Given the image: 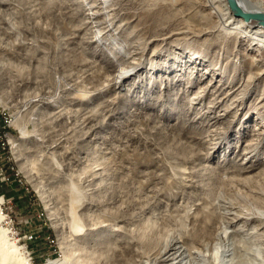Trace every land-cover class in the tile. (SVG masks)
<instances>
[{"label":"rangeland","instance_id":"obj_1","mask_svg":"<svg viewBox=\"0 0 264 264\" xmlns=\"http://www.w3.org/2000/svg\"><path fill=\"white\" fill-rule=\"evenodd\" d=\"M79 1L0 0V114L9 124H0V148L5 142L0 197L18 243L33 264L62 260L60 241L77 264H162L155 260L158 253L172 236L186 235L192 226L189 211L197 209L207 213L212 233L204 247L176 237L181 239L172 246L177 264H214L215 249L236 263L255 247V235L264 242V220L258 214L264 199L262 206L256 199L264 198L258 192L264 186V77L238 96L244 95L241 104L234 98L229 107V97L209 107L214 90L201 101L194 97L211 79V72L200 79L210 62L198 65L188 56L203 52L202 46L211 50L203 54L217 62L216 83L226 78L221 71L233 60L230 67L237 65V70H227L230 87L224 90L236 88L249 72L233 63L239 60L233 45L219 57L220 46L207 47L218 32L207 38L167 37L181 24L163 20L156 27L155 14L143 12L141 0H125L119 16L131 20L126 31L147 22L145 29L135 30L138 45L126 48L141 64L122 85L106 87L116 62L93 41L102 25L88 19V5ZM111 16L116 14L109 21ZM103 29L105 39L116 35L119 40L127 33ZM187 42L196 50L186 48ZM94 88L101 92L91 93ZM234 109H239L236 115ZM19 127L27 128V138H20ZM11 143L17 144L19 159ZM246 149L252 154L245 156ZM95 172L102 174L94 178ZM122 214L126 217L118 219ZM142 232L148 237L141 238Z\"/></svg>","mask_w":264,"mask_h":264},{"label":"bare ground","instance_id":"obj_2","mask_svg":"<svg viewBox=\"0 0 264 264\" xmlns=\"http://www.w3.org/2000/svg\"><path fill=\"white\" fill-rule=\"evenodd\" d=\"M83 1L86 2V4L88 5V10H89L88 19L90 21L96 20L100 25H102V27L100 26L101 28H105L103 30H107V31L118 30V32H121V33L127 32L125 26L128 23H131V20L128 19L127 16L126 17L121 16V15L119 16V13H122V12H124L122 10H125V7H124V5H126L125 0H83ZM79 2L80 1L78 0V3ZM138 2H139V0H138ZM142 2L144 5V7L142 9L143 12L146 11L147 13L152 12L153 14H155L153 16L154 17V19H153L154 24L153 25H155V24L159 25L161 23H164L163 20L164 21L168 20L170 22L173 20V22L177 21L178 24H181L179 27H176L175 29L173 28L169 32V35H167V37H169L170 35L185 34V35H192V36L198 37V38H201L204 36L207 38V37L215 34L216 32H218L219 35H216L217 38L211 37L210 39H208L209 42H207L208 43L207 47H211V45L220 46V49H221V52L219 53V57H220V56H222V54H224V52L228 53L227 48L229 45L231 47V44H232L234 47L233 51L235 52V53L234 52L233 53L239 59L238 61L236 60L233 63H236V64L238 63L239 66L243 70L249 72V75L247 76V78L248 77L249 78L248 79L246 78V80L244 82H241V80H240V82H239L240 84L237 83L236 88L231 87L227 90H224L225 85L230 87V85H227L229 83L228 80H230V78H227L228 76L226 75L227 70L229 68H231V70H233V72H234V69L237 65L230 67V64L233 60L231 62L230 61L228 62L229 63L228 67H226V65H228V64L224 65L226 68H224V69L222 68L223 71H221V73H224V74L221 75V73H220V75H221V77H226V78L219 79L218 82L216 83L214 75L216 74L215 72L218 69V67L215 66V64H217V62L210 59L209 57H207L208 52L204 53L206 56L203 54V52L206 49L204 46H202L199 49L203 52H200V54H197V50L195 49V47H192L191 44L189 45L188 44L189 42H187L188 45H186L185 47L196 50L195 52L197 54L196 55V54L192 53L193 55H189L188 56L189 60H192L193 62L198 61L197 62L198 65H199L200 61H209L210 62V64L208 62V64H209L208 67L205 66L206 68H205L204 74L200 75V79L203 80L202 78L205 77V74L209 75L210 72L212 75L211 79L208 80V82H206L205 85H203L202 87H199V89L200 88H203V89H201L202 91L201 90L196 91V96L194 98H196V99L198 98L200 100L212 89L215 91L216 96L214 94L215 97H213V99H212L213 104L211 106H209V104H208L209 107L213 108V107H215V105H218L219 103H221L223 101H226L229 97H230V102H228V104H227L228 106H229V103H231V101L234 98L239 101L238 103L241 104V101L239 100V98H242L244 95L239 97V98H238V96L241 94H244V92L247 89L251 90L253 88V86H255L257 84V82H259L258 80H260L264 77V24H261L257 19L246 20L243 16L237 15L233 11V9L231 8V6L229 5L227 0H141V3ZM236 2H237V5L240 7V9L244 12L264 14V0H236ZM80 6H82V5H80ZM84 6H85V4H84ZM115 6L119 7V11H121V12L117 13L116 12L117 8ZM67 7H68V4H67ZM193 9H195L194 10L195 12L193 11ZM162 12H163V15H160ZM193 12L196 14V16L194 18L190 17V14ZM84 14H86V13L84 12L83 15ZM111 14H116V16H115V18L111 16L112 19L114 18V20L109 21L108 18L110 17ZM146 16H145V18H146ZM119 20L121 22L120 24H123V25L118 26L119 23L116 24V22H118ZM145 21L146 20L144 19V21H140L137 25L133 24L134 25L132 27L133 29H131L130 32L125 33V35H123V34L120 35V39H119L120 41L118 40V37L116 35H114V36L110 35L108 37V39L101 38V36H100V29L101 28H98V27L96 29L93 28V29H95L93 32V34H94L93 41L97 43L96 44L97 46L101 45L102 47L104 46V48H106L108 57L111 60H113L114 62H116L115 63L116 65H114V66H117L114 77L109 81V83L106 87H118V86L122 85L126 78H129L130 76H132V73H133L132 71L135 68H137V66H139L141 64V63L137 64L134 62V59L136 58L134 51H133L134 54L132 53V51L129 52V55L126 54V48H127V46L134 47V46L138 45V43L140 41V34H138V32H136L135 30H138V31L141 30L142 31L143 29H145V27L147 25V22H145ZM93 22H91V23H93ZM113 22H114V24H113ZM86 23H87V20H86ZM115 24H116V28L113 27V25H115ZM95 25H98V24H95ZM112 28H114V29H112ZM164 39L165 38L162 37L160 40H163V42H164L165 41ZM205 39H202V40H205ZM192 43H193V41H192ZM198 43H199V41H198ZM201 43H203V42H201ZM168 44L169 43H167L166 45H168ZM162 45H163V43H161V46ZM154 48L156 49V47H154ZM178 48H180V47H178ZM206 50H208V49H206ZM208 51H211V50H208ZM158 52H159V50L156 51V53H153L152 55H157ZM216 52L217 51H215V53ZM219 60H221V58ZM230 60H231V58H230ZM152 63H154V62H152ZM203 65H204V63H203ZM142 67L145 68V66H142ZM240 67H239V69H240ZM152 68H154V67H152ZM197 69H200V68L197 67ZM235 70H237V69H235ZM151 71H152V69H151ZM170 79H172V78H170ZM234 80H236V79H234ZM193 85H194V83H191L190 87ZM99 92H101V90H99V88H94L91 93L97 94ZM258 98H256V99H258ZM42 101H43V99H42ZM198 102L199 101H197V104H198ZM256 102H258V101H256ZM237 105L238 104L236 103V108H237ZM229 107H228V109H229ZM238 107H239V105H238ZM226 108H224V109H226ZM231 108H232V105H231ZM234 110H236V109H234ZM238 110H236L235 115L237 114ZM226 111H228V110L226 109ZM229 112H230V110H229ZM216 116H218V115H216ZM227 117H229V116H227ZM226 119H228V118H226ZM12 121H14V118L12 119ZM255 127H256V125H255ZM257 129H259V128H257ZM19 130H20L19 136L21 139L27 138L29 136V131H27L26 127L25 128L19 127ZM255 135H256V133H255ZM258 135H260V134H258ZM261 143H262V141H261ZM11 145H12V149H13V153H14L15 157L17 159H19L20 154L16 153V151L18 150L17 144L11 143ZM249 148H251V147H249ZM244 154H245V156H248V154H252V151L250 149H246V151L244 150ZM243 163H244V161H243ZM247 167H251V166L249 165ZM245 170H248V169L246 167H243V171H245ZM258 173L256 175H258V178H259L260 174H258ZM101 174H102V172H95L93 174V176H94V178H96V177L100 176ZM256 175H255V177H256ZM250 176L254 177V175H251V173H250ZM245 178L246 177H244L243 181H248L247 180L248 175H247V179H245ZM231 179H234V178H231ZM238 179L240 180L241 176H240V178L238 176ZM260 179H262L261 176H260ZM251 180H253V179H251ZM263 180H264V177H263ZM261 187H264V186H261ZM261 187H259L260 191H258V192H261V194L264 195V190ZM260 197L258 195L256 197V199L261 203V206H262L264 198L263 197L260 198ZM46 204H47V202H46ZM2 205H3V199L0 197V264H33L32 262H30L31 259L29 260L28 255L25 252L24 247L18 243L19 239L15 236L16 233L13 231V229L10 226H8V224H9L8 223V217L3 212ZM189 212L191 213L190 218H191V223H192L190 230L185 232L186 235L178 234L175 237L172 236V239H174V240H172L171 242H168L167 244L165 243L166 245L163 247L162 250H160V252L158 253V256H157V258H155V260L158 259V261L161 262L162 264H177L178 263V261L177 262L175 261L176 255H175V251H173L174 248L172 247L176 243V241L179 240V239H176V237H178V238L187 237V238L191 239L193 243H195L199 246H202V247L205 246L206 240L209 238V236L212 233V225L209 223V219L206 217L207 213L198 212L197 209L194 212H192V210ZM248 214L249 213H247V215ZM258 214H259V216L261 215L260 216L261 219L264 220V210L259 211ZM53 215L54 214L51 212L52 219L54 218ZM236 215H238V213L235 214V216ZM118 216L119 215H117L116 217H118ZM119 217H118V219H122V218H125L126 216L124 214H122ZM238 217H240V215ZM126 219H128V218H126ZM140 220H142V219H140ZM136 221H137V219H136ZM148 221L151 222L149 219L148 220L144 219L143 222H145V224H146ZM154 221L152 222V224H153L152 228L153 229L155 228L157 230L156 233H157V237H158L159 236L158 229L160 227H159V225H157L158 222L157 221L154 222ZM231 222H233V221H231ZM181 224L183 226L182 222H181ZM145 228H150V226L148 225ZM181 229L182 228L180 227V230ZM132 231L133 230H131L129 228H123L122 233L124 232V234H128V236H129L130 234L132 235V233H133ZM138 231H140V228ZM255 236H256L255 247H252L251 251L245 250L242 254H240L239 260L236 263L235 262H228V261L224 260L222 257L223 252H220L218 249H215L211 255L214 264H264V246L262 245L264 242L261 243L262 242L260 239L261 237L259 238L257 235H255ZM140 237L141 238L142 237H148V234H146L145 232H142V234H140ZM155 237H156V234L147 238V239H151V238L153 239ZM185 242H183V243H185ZM59 243H60L62 252L65 256H64V258H62V260L52 261V264H77V261L72 260L69 256V254L67 253V251L65 250L66 248L64 246L63 241H60ZM121 253L123 254L122 250H121Z\"/></svg>","mask_w":264,"mask_h":264},{"label":"water","instance_id":"obj_3","mask_svg":"<svg viewBox=\"0 0 264 264\" xmlns=\"http://www.w3.org/2000/svg\"><path fill=\"white\" fill-rule=\"evenodd\" d=\"M233 11L237 15L243 16L246 20L257 19L261 24H264V14L261 13H247L240 9L236 0H227Z\"/></svg>","mask_w":264,"mask_h":264},{"label":"built area","instance_id":"obj_4","mask_svg":"<svg viewBox=\"0 0 264 264\" xmlns=\"http://www.w3.org/2000/svg\"><path fill=\"white\" fill-rule=\"evenodd\" d=\"M7 118L5 117V116H2L1 114H0V124H2V128L4 127V125H9V124H7L8 122H7V120H6ZM3 121L5 122V124H3ZM3 135L4 136H6V133L5 132H3ZM7 139H6V143H7ZM9 143V142H8ZM1 148H4V145H5V142L3 141L2 143H1ZM0 175H1V168H0ZM0 179H5L4 178V176H2V177H0ZM8 179V178H7ZM29 237H31V236H29Z\"/></svg>","mask_w":264,"mask_h":264},{"label":"trees","instance_id":"obj_5","mask_svg":"<svg viewBox=\"0 0 264 264\" xmlns=\"http://www.w3.org/2000/svg\"><path fill=\"white\" fill-rule=\"evenodd\" d=\"M6 148V147H5ZM1 149V148H0Z\"/></svg>","mask_w":264,"mask_h":264}]
</instances>
